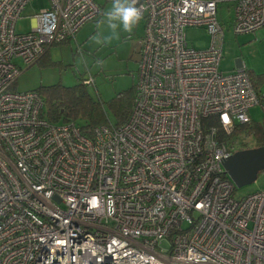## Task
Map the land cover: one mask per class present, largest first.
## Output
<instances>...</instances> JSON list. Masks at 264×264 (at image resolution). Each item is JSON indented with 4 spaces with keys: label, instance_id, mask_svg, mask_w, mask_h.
<instances>
[{
    "label": "built area",
    "instance_id": "obj_1",
    "mask_svg": "<svg viewBox=\"0 0 264 264\" xmlns=\"http://www.w3.org/2000/svg\"><path fill=\"white\" fill-rule=\"evenodd\" d=\"M31 1L0 0V264H264V188L237 197L223 164L236 152L224 138L264 109V91L242 60L220 69L218 17L229 3L235 33L256 31L264 0H138L132 111L88 131L49 120L37 91L12 88L100 7L50 0L17 32ZM188 26L206 29L208 48L189 46ZM83 83L95 86L91 72Z\"/></svg>",
    "mask_w": 264,
    "mask_h": 264
},
{
    "label": "rangeland",
    "instance_id": "obj_2",
    "mask_svg": "<svg viewBox=\"0 0 264 264\" xmlns=\"http://www.w3.org/2000/svg\"><path fill=\"white\" fill-rule=\"evenodd\" d=\"M95 1L100 7L96 18L84 24L75 38L54 44L40 61L29 67L24 66L12 89L27 92L54 84L73 86L83 82L91 72L95 86H89V91L102 101L109 120L115 123L116 116L110 106L111 101L133 90L139 79V39L144 34L145 19L135 27L131 39L123 32H120L117 38L106 26H97L111 0ZM49 7L50 0H33L27 3L15 25L16 31L29 32L34 26L35 17ZM233 8L229 3H220L218 8V17L224 27L220 69L226 73L233 72L237 70V59H241L258 89L264 91V26L253 32L235 33ZM185 32L191 47L205 49L211 43V36L203 27L188 26ZM109 36L111 39H106ZM93 37H97L101 42L97 43ZM249 113L252 122H264V109L261 105L252 107ZM235 140V151L238 150L237 145L242 142H247L250 146L254 144L252 138L246 135H238ZM263 188L264 171H261L255 182L237 187L235 195L243 197ZM164 246L168 247V243L165 242Z\"/></svg>",
    "mask_w": 264,
    "mask_h": 264
},
{
    "label": "trees",
    "instance_id": "obj_3",
    "mask_svg": "<svg viewBox=\"0 0 264 264\" xmlns=\"http://www.w3.org/2000/svg\"><path fill=\"white\" fill-rule=\"evenodd\" d=\"M250 77L253 81L251 75ZM253 83L256 86L254 81ZM88 87L89 85L83 82L73 86L54 84L42 86L36 91L45 100L46 114L49 120L53 122L75 121L84 131H88L89 128L109 122L104 104L90 93ZM134 92L135 88L127 94H121L111 101L110 106L116 116L115 124H122L129 118L133 106ZM202 122L204 125L213 123L217 125L216 118L203 119ZM238 135L250 136L254 142L252 146L247 142H242L237 145L238 150L262 146L264 145V122L255 123L251 121L238 125L234 132L226 136L224 140H228L230 143H236L235 138Z\"/></svg>",
    "mask_w": 264,
    "mask_h": 264
},
{
    "label": "clouds",
    "instance_id": "obj_4",
    "mask_svg": "<svg viewBox=\"0 0 264 264\" xmlns=\"http://www.w3.org/2000/svg\"><path fill=\"white\" fill-rule=\"evenodd\" d=\"M138 0H111L110 6L103 13V18L98 22V28L106 26L113 36L119 38V33L128 34L131 39L135 27L143 19V12L137 7ZM97 43L101 41L93 37ZM106 39L110 40L111 36Z\"/></svg>",
    "mask_w": 264,
    "mask_h": 264
},
{
    "label": "water",
    "instance_id": "obj_5",
    "mask_svg": "<svg viewBox=\"0 0 264 264\" xmlns=\"http://www.w3.org/2000/svg\"><path fill=\"white\" fill-rule=\"evenodd\" d=\"M223 164L237 187L251 184L264 171V145L238 150L225 158Z\"/></svg>",
    "mask_w": 264,
    "mask_h": 264
},
{
    "label": "crops",
    "instance_id": "obj_6",
    "mask_svg": "<svg viewBox=\"0 0 264 264\" xmlns=\"http://www.w3.org/2000/svg\"><path fill=\"white\" fill-rule=\"evenodd\" d=\"M57 44H59V43H57ZM52 46H53V45H52ZM50 49H51V47L48 49V51H49ZM48 51H47V52H48ZM47 52H46V53H47ZM41 59H42V58H41ZM41 59H40V60H41ZM237 64H238V63H237Z\"/></svg>",
    "mask_w": 264,
    "mask_h": 264
}]
</instances>
